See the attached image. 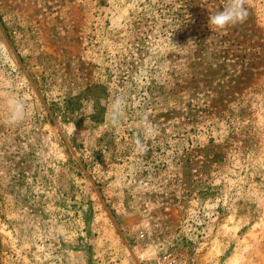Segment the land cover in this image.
<instances>
[{
  "label": "rangeland",
  "instance_id": "obj_1",
  "mask_svg": "<svg viewBox=\"0 0 264 264\" xmlns=\"http://www.w3.org/2000/svg\"><path fill=\"white\" fill-rule=\"evenodd\" d=\"M225 4L0 0V264H264V0Z\"/></svg>",
  "mask_w": 264,
  "mask_h": 264
},
{
  "label": "clouds",
  "instance_id": "obj_2",
  "mask_svg": "<svg viewBox=\"0 0 264 264\" xmlns=\"http://www.w3.org/2000/svg\"><path fill=\"white\" fill-rule=\"evenodd\" d=\"M248 14L246 0H226V4L222 10H218L209 15L208 24L216 30H224L228 27L243 24L246 21ZM188 43L195 44L191 40ZM8 105V116L5 121L7 125L16 126L26 119L28 113L23 100L11 97L8 100ZM125 107L126 99L123 95H118L111 100L108 106V118L109 124L112 128H119L121 126L125 115ZM139 120L144 137H148L155 132V127L149 119V114L147 112L141 113L139 115ZM77 140H80V136ZM133 143L137 150H146L141 135L138 134L134 138Z\"/></svg>",
  "mask_w": 264,
  "mask_h": 264
},
{
  "label": "built area",
  "instance_id": "obj_3",
  "mask_svg": "<svg viewBox=\"0 0 264 264\" xmlns=\"http://www.w3.org/2000/svg\"><path fill=\"white\" fill-rule=\"evenodd\" d=\"M160 264H181V262L172 253L163 252L160 256Z\"/></svg>",
  "mask_w": 264,
  "mask_h": 264
}]
</instances>
